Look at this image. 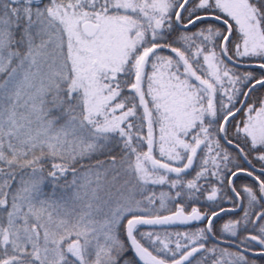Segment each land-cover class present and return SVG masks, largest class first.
I'll use <instances>...</instances> for the list:
<instances>
[{"label": "snow or ice", "instance_id": "snow-or-ice-1", "mask_svg": "<svg viewBox=\"0 0 264 264\" xmlns=\"http://www.w3.org/2000/svg\"><path fill=\"white\" fill-rule=\"evenodd\" d=\"M0 264H264V0H0Z\"/></svg>", "mask_w": 264, "mask_h": 264}, {"label": "trees", "instance_id": "trees-1", "mask_svg": "<svg viewBox=\"0 0 264 264\" xmlns=\"http://www.w3.org/2000/svg\"><path fill=\"white\" fill-rule=\"evenodd\" d=\"M165 214H167V213H165ZM169 230H170V231H183V230H185V229H184V227H177V228H174V227H173V228H170Z\"/></svg>", "mask_w": 264, "mask_h": 264}, {"label": "flooded vegetation", "instance_id": "flooded-vegetation-1", "mask_svg": "<svg viewBox=\"0 0 264 264\" xmlns=\"http://www.w3.org/2000/svg\"><path fill=\"white\" fill-rule=\"evenodd\" d=\"M178 227H183V226H178ZM174 228H177V227H174Z\"/></svg>", "mask_w": 264, "mask_h": 264}, {"label": "water", "instance_id": "water-1", "mask_svg": "<svg viewBox=\"0 0 264 264\" xmlns=\"http://www.w3.org/2000/svg\"><path fill=\"white\" fill-rule=\"evenodd\" d=\"M176 227H178V226H176Z\"/></svg>", "mask_w": 264, "mask_h": 264}]
</instances>
